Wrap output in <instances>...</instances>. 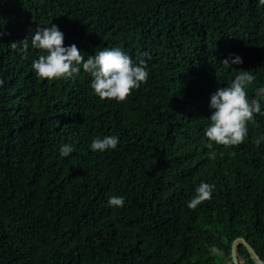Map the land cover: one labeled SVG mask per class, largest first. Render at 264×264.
Masks as SVG:
<instances>
[{
  "label": "trees",
  "instance_id": "16d2710c",
  "mask_svg": "<svg viewBox=\"0 0 264 264\" xmlns=\"http://www.w3.org/2000/svg\"><path fill=\"white\" fill-rule=\"evenodd\" d=\"M50 22L85 60L114 47L145 60L147 83L117 103L96 96L83 70L37 78L45 53L8 45ZM0 31V264H233L236 237L264 262V115L238 146L210 149L205 136L210 95L239 70L260 99V0H0ZM237 55L240 65L220 63ZM105 136L117 147L93 151ZM201 182L215 187L191 210ZM235 256L254 264L241 243Z\"/></svg>",
  "mask_w": 264,
  "mask_h": 264
},
{
  "label": "clouds",
  "instance_id": "9594fccd",
  "mask_svg": "<svg viewBox=\"0 0 264 264\" xmlns=\"http://www.w3.org/2000/svg\"><path fill=\"white\" fill-rule=\"evenodd\" d=\"M260 3L264 4V0H260ZM4 34L0 31V37ZM29 44L45 53L32 63L37 78L67 81L75 79L83 70L92 78L91 88L102 101L125 102L133 91L146 84L149 78L146 61L141 60L138 64H133L131 57L119 47L104 48L85 60V55L75 44L64 46V34L51 22L49 25L37 27L30 42L27 36L22 41L12 42L8 47L27 52ZM220 63L226 68H233L232 65H240L243 61L237 55L225 58ZM253 80L254 76L250 71L239 70L229 86L217 87L210 95V126L205 132L210 149L213 145L233 147L244 143L248 136L249 122L254 121L257 114L264 115L261 109L264 87L257 90L260 99L250 100L248 97L247 87ZM3 84L4 81L0 79V86ZM118 143V137L105 136L93 139L90 147L93 151L105 152L114 150ZM259 143L260 141H256L257 146ZM73 151V146L66 144L60 148V155L68 157ZM215 157L216 152L212 151L210 159ZM214 187L212 184L201 182L187 207L195 210L209 200ZM124 203L123 196H113L108 200L109 206L116 208H122Z\"/></svg>",
  "mask_w": 264,
  "mask_h": 264
},
{
  "label": "water",
  "instance_id": "95a60500",
  "mask_svg": "<svg viewBox=\"0 0 264 264\" xmlns=\"http://www.w3.org/2000/svg\"><path fill=\"white\" fill-rule=\"evenodd\" d=\"M237 243H241L244 246L254 264H264V262L259 259L251 246L242 237H236L231 241L229 252L233 264H238V260L235 256V246Z\"/></svg>",
  "mask_w": 264,
  "mask_h": 264
}]
</instances>
